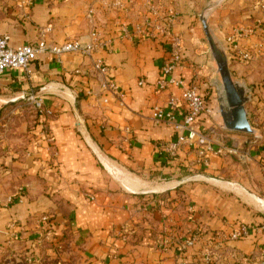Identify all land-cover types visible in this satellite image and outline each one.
<instances>
[{
    "label": "crops",
    "instance_id": "obj_1",
    "mask_svg": "<svg viewBox=\"0 0 264 264\" xmlns=\"http://www.w3.org/2000/svg\"><path fill=\"white\" fill-rule=\"evenodd\" d=\"M158 1L151 3L167 16ZM107 2L0 0V34L10 45L35 43L47 26L48 45L67 39L87 43L98 36L106 45L92 57L103 60L122 90V101L104 102L97 74L85 70L90 59L73 52L59 58L42 52L29 75L20 68L0 75V107L22 100L30 90L53 111L51 116L39 114L25 144L1 156L0 162L25 187L10 202L0 203V241L19 236L30 242V232L15 223L50 212L54 234L66 228L71 239L69 251L59 253L56 264H200L201 243L220 257V264H256L251 254L264 253V86L259 87L264 54L247 62L228 58L232 76L252 88L245 108L256 131L224 129L212 71L190 47L191 12L175 20L173 29L183 35L184 47L173 75L198 84L215 112L196 126L215 127L212 137L224 148L222 154L208 153L203 163L193 147L174 157L159 154L153 142L170 140L176 131L169 124H154L150 108L180 93L176 86L161 92L153 86L166 61V36L147 32L153 26L145 25L146 18L158 24L148 0H126L123 7ZM231 6H220L211 16L221 32L236 18L250 16ZM179 8L185 11V6ZM183 112L182 104L176 106L178 121ZM44 125L52 130L56 158L39 134ZM247 160L251 164L245 170L240 164ZM235 167L238 173L233 174ZM243 226L246 232L231 238ZM196 232L201 243L196 240L179 251V243ZM43 250L54 257L50 248Z\"/></svg>",
    "mask_w": 264,
    "mask_h": 264
},
{
    "label": "built area",
    "instance_id": "obj_2",
    "mask_svg": "<svg viewBox=\"0 0 264 264\" xmlns=\"http://www.w3.org/2000/svg\"><path fill=\"white\" fill-rule=\"evenodd\" d=\"M126 0H113L111 6L123 7ZM107 2V0H106ZM109 3V1L107 2ZM149 11L157 16V22L153 23L149 18L144 20L145 25L153 26L149 28L150 36H155L158 31H163L166 36L168 49L166 61L162 65L161 75L153 83L155 91L161 92L170 86L180 88L179 95H169L165 105L152 104L150 108V119L154 124H169L176 131L175 136L170 140H155L154 148L159 154H165L174 157L180 149L186 147L196 148L199 161L207 162V155L222 154L224 145H221L215 134V127L207 130L199 129L196 124L202 117L210 118L215 112L208 100L199 91V86L195 81H186L181 77L173 75V71L180 65L183 57L184 38L180 32L173 29L175 16L171 14L168 17H162L156 11L153 3L148 1ZM110 6V4H109ZM264 7V6H263ZM88 19L92 20V11L87 14ZM260 24V22H259ZM155 26V28H154ZM51 30V26L45 27L38 40L35 43L20 44L12 46L9 44L5 35L0 34V75L7 68H20L26 75L31 73V65L37 55L42 52H52L59 58L65 53L73 52L81 54L90 59V64L85 68L88 72L97 74L101 97L104 102L109 98H117L122 101V90L114 77L109 74L108 66L101 58L92 57V55L106 45L100 38L95 37L87 43L81 42L79 39H67L62 43L48 45L44 37L45 32ZM253 33V28H235V31L225 37L226 48L229 50L228 58L247 62L253 60L257 52L264 50V38L262 41L254 45L253 51L241 46L240 41L249 34ZM79 71V70H78ZM77 71V72H78ZM143 80L140 79L139 84ZM25 100L33 106L40 114H52V110L44 104L40 94L33 91H27L24 95ZM179 104L184 106L181 121L176 119L175 108ZM126 130H129L126 128ZM48 142L54 141V136L50 133L46 134ZM47 146V145H46ZM48 149L52 145L47 146ZM242 231H236L231 234V238H238L246 232V226L242 227ZM264 263V259H263Z\"/></svg>",
    "mask_w": 264,
    "mask_h": 264
},
{
    "label": "rangeland",
    "instance_id": "obj_3",
    "mask_svg": "<svg viewBox=\"0 0 264 264\" xmlns=\"http://www.w3.org/2000/svg\"><path fill=\"white\" fill-rule=\"evenodd\" d=\"M148 1L151 2L153 0ZM159 4L160 6H163L162 8H164L165 11L169 12L167 13V16H164L163 13L160 14V16L168 17L174 13L173 15L175 16L176 21L183 14L188 15V11L191 12V15L189 14L191 18L189 19L193 30L189 31L188 39L190 40V47L196 55L201 56V59L203 60L201 63L207 64L210 67L209 69L212 71L211 76L217 82H219L220 79L217 73L216 64L211 56L207 37L200 20V15L205 9L207 12L208 24L220 43L225 47L226 53H229V50L226 48L225 37L234 32L237 27L253 28V33L245 36L240 41L241 46L250 51H253L254 45L260 43L264 38V20L262 18L264 15V0H187L185 4L182 3V0H160ZM179 5L185 6V11H182L181 8H179ZM211 5L212 7L209 8ZM224 5H232L231 8L236 6L240 11H247L250 16L243 18L242 21L236 18L235 21L230 23L227 31L221 32L220 28H218L213 22L211 16H213V13L218 12L217 8ZM261 53L264 54V50L257 52L256 57L260 56ZM198 64L200 63L198 62ZM263 86L264 83L260 84L259 87ZM260 100L261 99L258 98L257 101L259 102ZM39 114L40 113L33 108L25 98L14 103H7L0 107V160L5 152L8 153L9 150H14V148H18L25 144L26 140H28L29 134L34 130ZM43 115L51 116L52 114ZM48 133L53 135L52 130L45 125L39 131V134H42L45 139L47 146L52 145L51 149H48L46 146L47 151L53 156V158H56L58 153L54 147V141L50 143L45 137ZM249 164H251V162L248 160L241 161L240 166L246 170V165ZM7 168V166L0 162V203L10 202L13 193L17 190L22 191L25 187L23 184L18 185L22 180L17 183L19 179H14L13 176H11V172L7 171ZM237 168L238 167H235V170H232L233 174L238 173ZM14 177L16 178L17 176ZM1 205L5 206V204ZM15 225L21 227V231L30 232L29 234L32 235V238H30V242L28 243H26L25 237L20 238L19 236L15 238L9 237L3 241L1 240L0 264H56L58 261V254L65 250L69 251L68 242H70L71 239H69L70 236L66 232L67 229L63 228L61 232H58V235H55L53 229L55 220L50 212H44L35 220H33L32 217H27L25 220L15 223ZM196 240L201 243V237L198 236L197 232L190 238L180 242L178 250H184L185 246L194 243ZM47 248H50L51 252H53V258H51L50 254H44L43 249ZM198 253H200L201 257L200 264H220L222 262L217 254H212V252L207 247L203 246L202 243L201 249ZM69 255L70 258L74 256L73 253ZM258 255V253L251 254L250 257H252L253 260H256V264H264V253ZM232 258L236 259L234 257Z\"/></svg>",
    "mask_w": 264,
    "mask_h": 264
},
{
    "label": "water",
    "instance_id": "obj_4",
    "mask_svg": "<svg viewBox=\"0 0 264 264\" xmlns=\"http://www.w3.org/2000/svg\"><path fill=\"white\" fill-rule=\"evenodd\" d=\"M211 7L212 5L209 8ZM205 10L200 15V20L220 79L217 82L212 78L210 83L215 87L218 101L217 113L222 119V126L227 130L254 134L256 130L251 125L245 108L251 100L252 88L232 76L225 47L210 28ZM93 150L104 164L100 151L96 148Z\"/></svg>",
    "mask_w": 264,
    "mask_h": 264
}]
</instances>
